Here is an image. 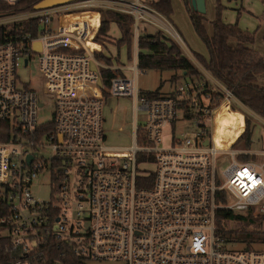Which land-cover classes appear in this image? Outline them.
<instances>
[{"label": "built area", "instance_id": "1", "mask_svg": "<svg viewBox=\"0 0 264 264\" xmlns=\"http://www.w3.org/2000/svg\"><path fill=\"white\" fill-rule=\"evenodd\" d=\"M71 2L76 6L66 13L49 7L0 17V24L40 18L37 35L16 30L0 41V121L8 124L7 136L0 139V237L16 252L10 264H45L50 240L59 249L54 263L61 264L58 257L65 251L85 261L118 264H264V249L225 248L223 230L215 225L216 210L222 208L252 207L264 216V149L219 147L213 139L215 110L220 103L228 106L232 93L220 83L213 91L205 81L188 79L172 94L140 95L136 46L133 63L126 66L131 77L115 75L104 85L100 70L110 66L95 55L89 19L62 16L110 9L132 16L135 36L141 20L165 38H181L152 0ZM31 61L40 88L17 74ZM37 90L52 98L47 121L37 119ZM213 92L222 95L216 106L209 102ZM106 94L132 97L135 119L138 110L146 111L145 122L133 125L129 145L105 143ZM179 112L189 115L194 131L172 136L171 145L162 147L160 130ZM219 153L231 159L218 171ZM238 153L262 158L240 161ZM149 154L154 167L139 175L137 156ZM40 174L47 177V200L30 190ZM149 174L151 184L137 186L136 178ZM219 195L225 200L217 202Z\"/></svg>", "mask_w": 264, "mask_h": 264}, {"label": "trees", "instance_id": "2", "mask_svg": "<svg viewBox=\"0 0 264 264\" xmlns=\"http://www.w3.org/2000/svg\"><path fill=\"white\" fill-rule=\"evenodd\" d=\"M38 1L16 0L14 2H8L0 0V17L34 11L33 5ZM261 2L264 5V0H261ZM183 3L196 34L207 48L208 59H204L197 53H193V55L239 102L264 119V86L254 82L255 75L264 71V53H260L252 48L253 34L239 28L236 23H226L222 20L221 12L223 5L221 4V0H215V16L210 22L212 26L211 34L207 33L205 29L203 23L205 18L203 14L191 6L190 0H183ZM151 4L164 16H167L172 10L170 0H153ZM92 9H97L102 14L98 35L96 37H102L106 34L109 29V22L112 20L117 24L121 32V37L117 40V43L130 45L133 36L131 15L110 9ZM39 25L40 18L38 16H32L17 23L13 22L9 28H7V24H0V41L5 35L13 33L16 30L19 33L37 35ZM137 37V45L139 47L137 54L138 69L142 71L148 69L173 71L174 73L169 77V80L173 82L185 77L190 79L202 78L198 68L187 56L182 54V49L175 40L165 38L158 30L154 33H141ZM128 57H130L129 54ZM100 72L104 85H108L110 78L120 73L118 70L104 68ZM160 87L161 84L154 90L140 91V95L147 97L161 95ZM221 100V93L213 92L209 99L210 106H216ZM188 116L185 113V117L187 118ZM243 122V130L230 144L232 149L248 150L252 148L253 123L249 113H243ZM7 133L8 124L0 121V139H4ZM137 133H140L139 130H137ZM237 159L240 161H248L256 159V156L250 153H238ZM151 182V174L136 178L137 186H147ZM220 195L223 196V193ZM220 195L216 198L217 202L225 200ZM3 211L4 208L1 207L0 201V214ZM215 216L216 218H220L216 222L218 227L223 229H226L223 227V222L226 220L241 223L242 226L240 228L242 229H264V219H251L258 217L264 218L263 215L256 213L252 207H248L242 212L234 211L230 208L217 209ZM222 234L225 237L236 238L238 241L261 244L263 247L260 249H264V232L222 231ZM5 242V238L0 237V264H10L11 259L16 255V252L5 247ZM48 243L53 245L46 255L47 259L45 264H53L57 258L59 249L54 246L52 240ZM244 247H249L248 243ZM58 259L63 264H87V261L76 258L69 251H65L64 255L58 257Z\"/></svg>", "mask_w": 264, "mask_h": 264}, {"label": "rangeland", "instance_id": "3", "mask_svg": "<svg viewBox=\"0 0 264 264\" xmlns=\"http://www.w3.org/2000/svg\"><path fill=\"white\" fill-rule=\"evenodd\" d=\"M234 0H230V5L234 4ZM253 4L259 5L261 0H237V4ZM221 4L224 5L221 0ZM253 4L254 7L259 8ZM225 9V8H224ZM264 10V8H263ZM52 20L49 23L52 29L56 28L57 14H52ZM0 21H3L2 19ZM11 23L7 24L9 28ZM140 26H147L148 32H153L156 28L150 24H147L143 21H139ZM94 29L92 30L91 35L93 34ZM110 31L115 35L118 34V29L115 24H110ZM107 37H114V35H108ZM117 42V41H116ZM118 44V43H117ZM129 49L133 50V43L129 46ZM127 50L128 46L121 45L117 47L116 45H111L108 47V53L118 58L119 63L132 64L133 59H127ZM264 72V71H263ZM261 73V72H260ZM17 74L24 81H30L31 84L40 88V78L38 71L34 66L33 61L27 66H20L17 69ZM166 71H159L157 69H148V70H139L137 76V86L139 91H151L156 89L160 83L167 89L169 87V81L165 80L167 76ZM131 77L130 72L127 74ZM264 77V74H263ZM261 82V79H260ZM207 86L213 91L219 90L220 85L218 82L207 83ZM219 85V87L217 86ZM38 91V100L41 102V105L37 109V119L39 121H47L51 118V109L53 107L52 98L48 94L41 93V90ZM164 94V93H163ZM229 107H232V110H237L243 116V113L247 112L251 115V121L253 123V133H252V147L256 148L255 150L264 149V119L256 116L251 110L246 106L240 103L234 96L229 98ZM134 102L132 97L128 96H112L106 95L102 101V128L105 135V143L112 146H125L129 145L132 142V114H133ZM215 124H214V136L220 147H227L229 141L239 132L241 125V118L238 113L232 112L228 113L225 104L220 105L215 110ZM146 120V111L138 110L136 112V124L141 126ZM194 127L192 122L184 118L182 113L179 112L176 120L173 123H168L164 125L160 130V144L162 147H169L171 145L172 136L183 137L186 133H192ZM261 156H257V161H261ZM230 154L219 153L217 155V168L218 171L223 169L228 162L230 161ZM136 171L139 175H145L152 171L154 167V156L149 155H138L136 159ZM31 193L34 197L38 199L47 200L49 199V186L47 184L46 174H40L35 179V182L30 186ZM234 211L242 212L244 209H233ZM220 219V218H217ZM216 219V220H217ZM250 219V218H247ZM262 220L264 218H251ZM215 220V222H216ZM242 225L237 221L226 220L223 222V231H254V232H264V229H242ZM248 243L250 248L260 249L263 246L261 244L249 243L246 241H238L236 238H231L226 236V243L224 245L227 249H241ZM87 264H118L111 261L104 260H87Z\"/></svg>", "mask_w": 264, "mask_h": 264}, {"label": "crops", "instance_id": "4", "mask_svg": "<svg viewBox=\"0 0 264 264\" xmlns=\"http://www.w3.org/2000/svg\"><path fill=\"white\" fill-rule=\"evenodd\" d=\"M170 1H171L172 10L165 18H166L167 22L170 24V26L172 27V29H174L177 32V34L179 35V37L181 38V41L177 42V43L179 44V46L182 49V54L187 56L193 62V64L198 68V70L200 71L201 76H202L201 79H192V80L206 81L209 84L214 83L215 81L220 83L217 79H215L209 73V71H207L201 65V63L193 55V53H197L198 55H200L204 59H208L207 48H206L205 44L203 43V41L196 34V32L193 28V25L191 23V20L189 18V15L185 9L183 0H170ZM222 1L224 3L223 9L221 12L222 20L226 23H236L239 28L251 32L253 34V42L251 44L252 48L255 49L256 51L260 52V53H264V18H263L264 5H263V3L261 2L259 5H256V3H253L259 7V8H256L253 6V4H250V5L245 4V6H243L242 4L239 3V5H238L237 0H234L235 2L232 6H229L230 0H222ZM75 6H76V3L70 1V2L60 4V5H56L53 7H55L56 9H61V11H63V13H66L68 11H72V9ZM81 11H83V12L89 11V9L79 10V12H81ZM98 13H99L100 17L98 20V24L93 31V34H92L93 40L91 41V45L93 46V49L95 50V55L103 63L109 65L110 70L120 71V73H118L117 75H127L128 72H130V75H131L132 71H130L126 68V66L130 65V64L119 63L118 58H116V56L111 55L107 51L108 47H110L111 45H116L117 47H119L121 45L126 46V43L117 44V42H116L121 37V32H120L117 24L111 20L109 22V29L106 32V34L102 37H99V36L96 37L98 35V28H99L100 21L102 18V14L99 11H98ZM90 15L94 16L93 14H90ZM203 16L205 18L204 22H203L205 29H206L207 33L211 34L212 33V26H211L210 22L215 16V0H205V12L203 13ZM110 24L116 25V27L119 31L117 35H115L113 32L110 31ZM155 28L156 29L153 32H148L147 26L143 25L140 28L138 34L154 33L158 30L157 27H155ZM111 34L114 35V37H107L108 35H111ZM138 34L136 36L133 34L132 39H131V43H133V50L129 49V46L131 45V43L129 46L127 45L128 46L127 57H126L127 59L133 58L134 53H135V46L137 47V51H139V47L137 45V39H136V41L134 39V37H137ZM128 54L130 55V57H128ZM137 54H138V52H137ZM137 70L139 71L140 69H138V67H137ZM164 71H166L168 73L165 80H168L170 84H169V87L166 89L163 86V84L160 83L161 84L160 94H163V93L164 94H172L176 85H178L183 80L190 79L188 77H185V78H181V79L173 82V81L169 80V77L174 72L169 71V70H164ZM263 74H264V72H261V73H258L255 75V81L254 82L256 84L264 86ZM137 76H138V73H137ZM137 76H136V80H137ZM260 79H261V82H260ZM133 102H134V100H133ZM135 103L136 102H134V105H135ZM226 109L228 110L229 114L232 112H236L239 114V116L241 118L240 130L229 141L227 146H230V144L235 140V138L243 130L244 122H243V116L240 112H238L237 110H232L231 107H229V106H226ZM215 114H216V112H215ZM255 115L258 116L257 114H255ZM214 117H215V115H214ZM258 117H260V116H258ZM135 122H136V119H135V114L133 111V114H132V130H133V125L135 124ZM255 149L256 148L252 147L251 149H248V150H255ZM240 150H242V149H240Z\"/></svg>", "mask_w": 264, "mask_h": 264}, {"label": "water", "instance_id": "5", "mask_svg": "<svg viewBox=\"0 0 264 264\" xmlns=\"http://www.w3.org/2000/svg\"><path fill=\"white\" fill-rule=\"evenodd\" d=\"M74 0H39L33 5L34 10H42L56 5L64 4ZM191 6L198 12H205V0H190ZM26 62V61H25ZM92 68L95 69V66L92 65ZM203 144H207V139L203 141ZM30 158V156H29ZM54 264H61L60 262H55Z\"/></svg>", "mask_w": 264, "mask_h": 264}, {"label": "bare ground", "instance_id": "6", "mask_svg": "<svg viewBox=\"0 0 264 264\" xmlns=\"http://www.w3.org/2000/svg\"><path fill=\"white\" fill-rule=\"evenodd\" d=\"M90 14H93L94 16H92ZM99 17H100V15L97 11H84V12L73 13L70 15H64V16H62V20H65V21L71 20L72 21V20H76V19H89L90 25H91L90 32L92 33V30L95 29V27L98 24ZM213 139H214V142L216 143V145L219 146L218 142L214 136V133H213ZM215 225L218 226L217 222H215Z\"/></svg>", "mask_w": 264, "mask_h": 264}]
</instances>
